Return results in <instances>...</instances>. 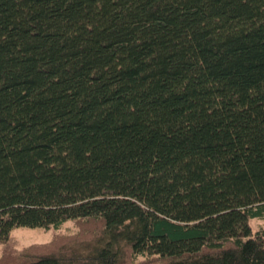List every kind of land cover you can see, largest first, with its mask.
I'll return each instance as SVG.
<instances>
[{
  "label": "trees",
  "instance_id": "1",
  "mask_svg": "<svg viewBox=\"0 0 264 264\" xmlns=\"http://www.w3.org/2000/svg\"><path fill=\"white\" fill-rule=\"evenodd\" d=\"M264 0H0V264H264ZM62 243L55 245V241Z\"/></svg>",
  "mask_w": 264,
  "mask_h": 264
},
{
  "label": "rangeland",
  "instance_id": "2",
  "mask_svg": "<svg viewBox=\"0 0 264 264\" xmlns=\"http://www.w3.org/2000/svg\"><path fill=\"white\" fill-rule=\"evenodd\" d=\"M251 224L254 230L260 227H264V217L261 219H252ZM77 232V227H75L71 222L65 223L61 228L57 230L53 228H16L10 233L9 240L5 244H0V256L6 250L12 251L14 253H19L20 251L28 248L29 246L48 243L55 237L64 236L65 234H75ZM62 242L63 241L60 238L56 240L54 244L59 245Z\"/></svg>",
  "mask_w": 264,
  "mask_h": 264
}]
</instances>
